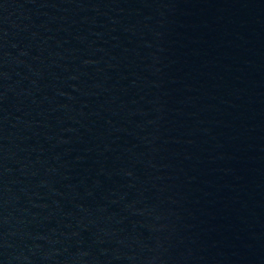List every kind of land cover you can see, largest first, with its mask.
Wrapping results in <instances>:
<instances>
[{"label": "water", "instance_id": "95a60500", "mask_svg": "<svg viewBox=\"0 0 264 264\" xmlns=\"http://www.w3.org/2000/svg\"><path fill=\"white\" fill-rule=\"evenodd\" d=\"M0 264H264V0H0Z\"/></svg>", "mask_w": 264, "mask_h": 264}]
</instances>
